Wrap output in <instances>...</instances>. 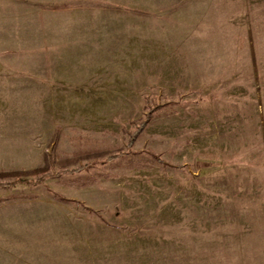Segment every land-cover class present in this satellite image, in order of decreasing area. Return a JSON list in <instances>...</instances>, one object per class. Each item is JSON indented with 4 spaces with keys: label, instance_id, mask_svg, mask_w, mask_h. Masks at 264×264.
I'll return each instance as SVG.
<instances>
[{
    "label": "rangeland",
    "instance_id": "374dc122",
    "mask_svg": "<svg viewBox=\"0 0 264 264\" xmlns=\"http://www.w3.org/2000/svg\"><path fill=\"white\" fill-rule=\"evenodd\" d=\"M83 3L55 67L0 33V168L52 161L55 132L124 154L0 186V264H264V0Z\"/></svg>",
    "mask_w": 264,
    "mask_h": 264
},
{
    "label": "crops",
    "instance_id": "0c3cea01",
    "mask_svg": "<svg viewBox=\"0 0 264 264\" xmlns=\"http://www.w3.org/2000/svg\"><path fill=\"white\" fill-rule=\"evenodd\" d=\"M83 2L84 0H0V20L9 25L8 27H0V33L9 36L12 34L23 38L27 37L23 42L28 43L26 49L29 58L27 61L32 67H55L54 63L50 65L51 61L48 63L47 61L56 57V55L53 57L52 53L55 54L57 48L58 50L70 49L84 42L82 34L79 33L78 22L83 19L84 12L87 14L86 12L93 13L97 10L89 8L91 4L86 6ZM49 17L70 20L63 25L65 29L60 32L63 35L60 41L52 42L48 36L53 34V31H50V27L43 29L40 26L43 23L47 24ZM88 38L93 46L94 35ZM56 59L58 62L55 63L61 66L62 60L60 58ZM50 68L48 69L50 70ZM71 79L63 76L58 81L69 85V83L74 82ZM3 207V204H0V209H3Z\"/></svg>",
    "mask_w": 264,
    "mask_h": 264
},
{
    "label": "trees",
    "instance_id": "16d2710c",
    "mask_svg": "<svg viewBox=\"0 0 264 264\" xmlns=\"http://www.w3.org/2000/svg\"><path fill=\"white\" fill-rule=\"evenodd\" d=\"M152 113L149 111L146 117L140 118L141 122L127 142L130 147L135 140L136 134L143 131ZM63 134V132H59ZM105 131L103 134H107ZM54 142L51 143V154L53 160L49 161V155L46 151L42 152V162L32 168H0V186L12 187L17 183H28L36 185L42 183L48 177H56L64 172H77L87 168L95 161H111L124 154V150L112 143L105 142V139L80 134L77 131H71L68 136L71 149L66 151L61 148L57 140L58 132L52 135Z\"/></svg>",
    "mask_w": 264,
    "mask_h": 264
}]
</instances>
